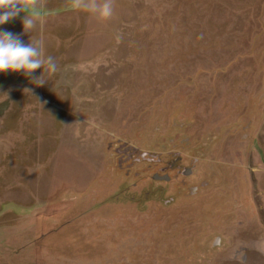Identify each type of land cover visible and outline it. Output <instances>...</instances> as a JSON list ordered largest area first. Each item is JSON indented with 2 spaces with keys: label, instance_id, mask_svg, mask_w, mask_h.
Returning a JSON list of instances; mask_svg holds the SVG:
<instances>
[{
  "label": "rangeland",
  "instance_id": "1",
  "mask_svg": "<svg viewBox=\"0 0 264 264\" xmlns=\"http://www.w3.org/2000/svg\"><path fill=\"white\" fill-rule=\"evenodd\" d=\"M74 3L0 25L57 64L0 73V264H264V0Z\"/></svg>",
  "mask_w": 264,
  "mask_h": 264
},
{
  "label": "clouds",
  "instance_id": "2",
  "mask_svg": "<svg viewBox=\"0 0 264 264\" xmlns=\"http://www.w3.org/2000/svg\"><path fill=\"white\" fill-rule=\"evenodd\" d=\"M37 6H42L41 0H0V25L21 16L22 32H31L39 17L27 9ZM74 7L97 18L107 19L112 15L111 0H75ZM37 69L41 70L38 74L35 72ZM56 71V61L52 56L43 54L40 39L29 37L25 43L19 34L0 28V73L20 72L33 87H41L46 83L45 77ZM23 92L31 95L33 88L26 87Z\"/></svg>",
  "mask_w": 264,
  "mask_h": 264
},
{
  "label": "flooded vegetation",
  "instance_id": "3",
  "mask_svg": "<svg viewBox=\"0 0 264 264\" xmlns=\"http://www.w3.org/2000/svg\"><path fill=\"white\" fill-rule=\"evenodd\" d=\"M121 146L117 148V152L116 153H117V156H119V161L123 162L124 166L127 165L126 162L128 160H131V161L133 160L135 162L141 161V160H145V161H148V163H147L148 165H151V164H154V163L157 164V163L162 161L161 157L158 154H155V156H151L150 153H152V152H145L144 156H142L141 153H143V152L141 150L137 149V148H136L137 150L133 153V156H127V160H126V152H124V151L119 152L121 150V148H122ZM123 147H126V146H123ZM136 154H137V156H136ZM182 159L183 158L180 155L175 156V158L173 157V159L171 161L167 162V165L160 167L159 171H161V172L160 173L159 172H155L153 174V177L154 176H159V177H164L165 176L166 179H157V180H162V181L169 180L170 179V175L168 174V170L171 171L173 169H174V175H182V174L183 175L184 174L188 175V173L192 172L191 167H183L181 169L180 166L177 164V163L181 162Z\"/></svg>",
  "mask_w": 264,
  "mask_h": 264
},
{
  "label": "water",
  "instance_id": "4",
  "mask_svg": "<svg viewBox=\"0 0 264 264\" xmlns=\"http://www.w3.org/2000/svg\"><path fill=\"white\" fill-rule=\"evenodd\" d=\"M145 152L141 153L142 156H144ZM155 179H166V177H159V176H154Z\"/></svg>",
  "mask_w": 264,
  "mask_h": 264
}]
</instances>
